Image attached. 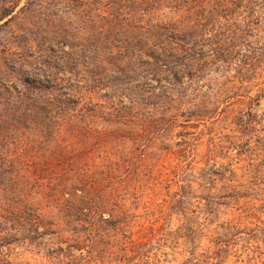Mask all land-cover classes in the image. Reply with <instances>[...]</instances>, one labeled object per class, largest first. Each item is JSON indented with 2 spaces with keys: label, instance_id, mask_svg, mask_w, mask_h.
<instances>
[{
  "label": "trees",
  "instance_id": "trees-1",
  "mask_svg": "<svg viewBox=\"0 0 264 264\" xmlns=\"http://www.w3.org/2000/svg\"><path fill=\"white\" fill-rule=\"evenodd\" d=\"M16 6L4 7L5 25L43 26L60 39L38 49L37 73L20 81L17 96L1 98L2 248L50 236L57 249L49 264H151L160 254L223 264L233 251L264 264V160L251 149L235 168L210 150L202 154L186 135L169 146L172 113L209 115L208 101L186 102L180 74L196 78L219 58L192 21L210 0H28L14 14ZM75 22L82 43L58 57L54 45ZM241 171L248 187L216 188ZM249 187L259 193L244 192ZM220 192L229 203L216 202ZM223 206L228 219L216 225ZM201 236L207 242L198 253Z\"/></svg>",
  "mask_w": 264,
  "mask_h": 264
},
{
  "label": "rangeland",
  "instance_id": "rangeland-1",
  "mask_svg": "<svg viewBox=\"0 0 264 264\" xmlns=\"http://www.w3.org/2000/svg\"><path fill=\"white\" fill-rule=\"evenodd\" d=\"M27 1L0 0V103L2 97H8L10 94L12 97L17 96L16 89H19L20 81L35 76L38 68L36 65L38 55L35 54L38 49L53 36L60 39L58 31H51L43 26L41 30H35L32 25H25L19 30L15 23L4 24L10 19L7 17L2 20L5 14L4 7L17 5L15 14ZM216 4L223 6L217 12L212 9V6ZM210 7L203 14L193 15L192 21L196 26L195 35L207 38L208 43L204 46L207 50L209 49L208 52L219 49V58L209 59L203 66L201 65L199 69L202 70L197 73L196 78L180 74L183 76L181 83H184L186 102L194 104L208 101L210 104L205 112L209 115L200 118L190 117L191 113L185 108L182 113H172L170 116L177 121L175 124L177 129L174 130L169 146L174 147L180 142L179 135H186L188 139H193V144L202 154L210 150L218 161L225 158L226 162H232L235 168H241L243 165L239 163V153L247 152L251 156V149H253L255 157L260 161L264 160V0L219 2L210 0ZM64 13L65 11L59 13V16H63ZM67 13L74 15L75 12L67 11ZM64 33L65 40L61 38L59 45L56 42L58 40L55 41L54 48L59 49L58 57L62 56V52L78 49L82 43L83 34L76 22ZM197 40L199 41V38ZM33 57L35 59L32 60ZM146 82L148 81L145 80L144 83ZM162 84L165 83L162 81ZM146 86L145 88L151 90L160 87L155 80L148 82ZM4 87H11V89L6 92ZM165 93L169 97H176V94H170L169 91ZM102 95L109 98L105 92H102ZM187 124L191 128L182 129ZM134 156L131 153L127 159L133 162ZM1 174L3 171L0 169ZM226 177L230 180L229 175ZM249 183L250 178L243 177L241 171L237 179L224 181L216 188L238 185L248 187ZM130 188L132 192L133 187ZM244 192L252 195L259 193L258 190L250 187ZM199 195L196 193V196ZM224 195L220 192V198L216 202L229 203ZM192 203L196 205L197 199L192 200ZM240 203L243 204L242 201ZM220 211L217 218L213 219L216 225L228 219L226 216L228 211L224 206ZM136 214L141 215L142 210L136 211ZM0 215H2L1 212ZM206 219L205 216H198V224L205 225ZM8 225L11 226V224ZM2 228V219H0V264H49L51 256L57 249L53 237L48 236L46 239L37 240L33 238L19 246L14 244L9 248H2ZM202 228L201 226L200 229ZM200 233L204 235V231ZM206 242V238L201 236L198 242L201 250L198 253L205 250ZM61 246L66 248L65 245ZM7 251L9 252L6 253ZM150 262L151 264H181L182 260L160 254L153 256V259L150 258ZM223 264L248 263L242 252L233 251Z\"/></svg>",
  "mask_w": 264,
  "mask_h": 264
}]
</instances>
